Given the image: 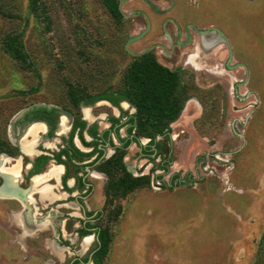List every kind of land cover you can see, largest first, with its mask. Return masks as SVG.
<instances>
[{
    "label": "rangeland",
    "instance_id": "obj_1",
    "mask_svg": "<svg viewBox=\"0 0 264 264\" xmlns=\"http://www.w3.org/2000/svg\"><path fill=\"white\" fill-rule=\"evenodd\" d=\"M149 1L161 10L171 5ZM179 1L180 13L191 20L217 21L230 32L232 68L198 76L191 68L183 71L181 84L191 100L172 126L174 164L165 180L169 184L180 172L184 185L165 189L155 178L161 172L158 158L141 159L133 145L123 153L135 177L148 178L144 185L115 196L110 205L106 176L96 170L90 177L95 191L88 204L104 209L99 225L107 251H94L95 241L86 250L81 240L67 246L52 227L35 226L27 230L34 234L28 243L47 264H69L81 249L84 257L100 256L102 264H264V0H200L197 6ZM122 10L131 14L125 21L115 18L104 0H38L36 6L0 0V140H14L23 128L19 114L35 105L80 117L83 100L124 88L131 52L149 45H126L146 25L136 12L156 14L143 0H124ZM12 37L26 63L6 49ZM224 56V49L216 48V62L223 63ZM188 63L199 67L194 55ZM91 111L98 119L112 114L103 102ZM188 172L192 180L185 181ZM64 229L68 238L66 231L75 228L70 221ZM52 239L65 248L62 259L50 247Z\"/></svg>",
    "mask_w": 264,
    "mask_h": 264
},
{
    "label": "flooded vegetation",
    "instance_id": "obj_2",
    "mask_svg": "<svg viewBox=\"0 0 264 264\" xmlns=\"http://www.w3.org/2000/svg\"><path fill=\"white\" fill-rule=\"evenodd\" d=\"M143 1L152 6L156 15L142 11L136 12L145 18L146 25L144 30H141L138 36L131 37L126 45L140 41L149 45L141 52H131L133 56L131 65L144 56L149 57L174 73L181 82L184 77L183 71L186 68H191L196 76L203 71L218 74L219 71L216 69L220 67L232 70L231 46L228 36L230 32L223 24L217 21L201 23L191 20L189 16L180 13L179 0H170L171 5L167 8L169 10H161L149 0ZM199 1L187 0L191 6H197ZM203 1L209 2L210 0ZM120 12L124 21L131 16V14H125L122 8ZM169 24L173 28L172 32L169 30ZM216 48L224 49L223 63L216 62ZM193 55L199 61L197 68L188 63L189 57ZM238 85L234 86V92L240 86ZM105 93H113V98L118 100L117 103L111 99L93 101L91 98L97 96L95 95L79 103L80 117L74 111L62 110L55 106L35 105L21 116L20 122L23 124L21 133L15 134L14 140L9 137L0 140V172L8 175L5 178L0 177V189L3 190V196H0V240L4 244L0 248V264H47L40 255L31 250L28 243V237H33L34 234L28 233L27 230L41 225L49 226L48 230L51 227L55 229L58 236L63 237L67 242V246L81 240L80 245L83 247L85 238L91 236L92 243L96 242L94 251H98L101 247L100 234L102 232L99 221L104 214V209L91 210L89 208L88 201L95 191L90 177H93L97 171L106 176L104 185L106 204V185L110 174L103 171L102 167L114 159L120 149L128 152L133 145H136L137 154L141 159L151 162L152 158L156 160L158 158V163L167 153L164 152V147H168L167 150L171 151L172 126L181 117L191 96L186 101L180 117L170 124L171 133L157 135L152 143V138L143 137L137 133L138 109L131 101L122 99L125 94L119 90ZM101 102L110 105L112 114L98 119L91 111L92 118H86L84 109L92 110ZM64 115L69 117L70 125L67 132L60 133ZM100 119L104 123H101ZM35 123L44 125L45 130H41L35 140L28 139L32 142V147L36 152L30 156L22 149L20 142L26 132L36 125ZM122 131L125 132V136L122 135ZM4 159L11 160L6 167L20 161L22 170L19 178L3 170ZM124 163L126 169L135 176L127 162V153ZM51 166H58L62 169L59 178L48 180L45 184L52 187V195H55L52 198L42 195L38 189L33 187L34 180L46 174ZM158 170L161 172L156 176L163 175V177L162 179L155 178L164 186V182L167 183L165 176L169 174ZM169 184H171V178ZM34 195L36 196L33 197ZM70 221L75 229L70 233L66 231L68 234L66 238L63 234L64 227L69 226ZM53 241L52 239L50 242L53 243ZM25 242L29 249L25 248ZM54 244L58 250L65 249L55 241ZM81 250L72 254L73 258L69 264H91L92 262L95 264L96 256L93 257L91 254L84 257L80 254Z\"/></svg>",
    "mask_w": 264,
    "mask_h": 264
},
{
    "label": "trees",
    "instance_id": "obj_3",
    "mask_svg": "<svg viewBox=\"0 0 264 264\" xmlns=\"http://www.w3.org/2000/svg\"><path fill=\"white\" fill-rule=\"evenodd\" d=\"M104 1L112 15L115 18L119 17L122 19L119 9L120 0ZM29 2L32 6H36L38 0H29ZM5 45L6 49L12 52L15 58L26 63V57L21 52L20 42L16 37L8 38ZM123 84L124 88L119 90L125 94L122 99L131 101L138 109L136 115L137 133L143 137L152 138V143L157 135H169L171 133L170 124L180 117L184 105L190 97L183 88L181 80L167 68L144 56L129 66L124 76ZM113 97V93L107 94L103 92L101 95L91 99L93 101L111 99L117 103L118 100ZM82 123L85 124V122ZM123 152L125 150L120 149L118 155L108 161L102 168L103 171L110 173V178L106 185V204L111 205L115 196H126L137 187L144 185L147 182L146 180H148V178H145L146 176L135 177L126 169L124 163L125 153ZM199 159L197 158V162ZM172 162V155L169 150L167 154L163 155L157 169L169 174ZM116 171L121 173L117 177L111 175L117 174ZM162 177L163 175L156 176L157 179H162ZM186 177L185 181L192 180V173L188 172ZM170 178L171 184L164 182L163 187L165 189L172 190L175 187L184 185L180 172L172 174ZM106 239V233L102 231L100 234L101 247L98 254L107 251L108 243ZM95 264H102L100 256H96Z\"/></svg>",
    "mask_w": 264,
    "mask_h": 264
},
{
    "label": "bare ground",
    "instance_id": "obj_4",
    "mask_svg": "<svg viewBox=\"0 0 264 264\" xmlns=\"http://www.w3.org/2000/svg\"><path fill=\"white\" fill-rule=\"evenodd\" d=\"M204 42V41H203ZM202 45V44H201ZM202 49V48H201ZM204 50V49H202ZM211 56V55H210ZM209 56V57H210ZM206 57V56H205ZM208 60V59H206ZM84 114L87 116V117H91L92 113H91V110L90 108H85L84 109ZM69 125H70V120H69V117L67 115H64L62 117V123H61V126H60V133H65L67 132V130L69 129ZM41 130H45V126L42 125V124H36L35 126H32L28 131H27V134L29 136H33L34 139L36 138L37 134L39 131ZM21 147L22 149L27 153L29 154L30 156L35 154L36 152L34 151V148L32 147V142L28 140L27 136L24 137L22 140H21ZM34 143V142H33ZM8 162H11L10 159H4V163L7 164ZM132 165V164H131ZM3 170L5 172H8V173H11L13 174L14 177L16 178H19L20 175H21V170H22V167H21V163L20 161H17L16 164L12 165L11 167L9 168H5L3 167ZM62 172V169L61 167H58V166H51L48 170V172L46 174H44L43 176H39L37 177L35 180H34V183H33V187L34 189H38L42 195L46 196V197H55V195H52V188L51 187H48L46 184V182L48 180H51V179H57L59 178V175L61 174ZM44 186V187H42ZM32 197V196H31ZM54 242V241H53ZM92 243V237L89 236L87 238H85L84 242H83V249H87V247ZM52 249H53V252L54 254H56L59 258H63V255H62V251L61 250H58L54 245L53 243H51V246ZM60 248V247H59ZM63 249V248H62Z\"/></svg>",
    "mask_w": 264,
    "mask_h": 264
},
{
    "label": "water",
    "instance_id": "obj_5",
    "mask_svg": "<svg viewBox=\"0 0 264 264\" xmlns=\"http://www.w3.org/2000/svg\"><path fill=\"white\" fill-rule=\"evenodd\" d=\"M123 2H124V0H120V3H119V8H120V9L122 8ZM23 113H24V112H21V113L19 114L20 117L23 115ZM18 117H19V116H18ZM15 119H16V118H15ZM0 162H1V159H0ZM5 176H8V175H4L2 172H0V177H4V178H5ZM2 193H3V190L0 189V196H3Z\"/></svg>",
    "mask_w": 264,
    "mask_h": 264
},
{
    "label": "crops",
    "instance_id": "obj_6",
    "mask_svg": "<svg viewBox=\"0 0 264 264\" xmlns=\"http://www.w3.org/2000/svg\"><path fill=\"white\" fill-rule=\"evenodd\" d=\"M85 117H86V118H92V115H91V117H87V116H85ZM40 227H43L42 229H45V228L47 229V227H49V226L45 225V227H44V226L41 225ZM24 245H25V248H26V249H29V247H28V245H27L26 242H25ZM89 246H90V245H89ZM89 246H88V247H89Z\"/></svg>",
    "mask_w": 264,
    "mask_h": 264
}]
</instances>
